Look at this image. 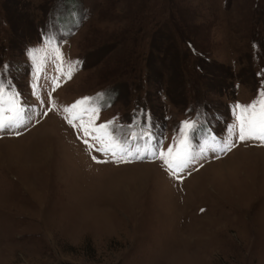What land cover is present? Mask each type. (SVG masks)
Masks as SVG:
<instances>
[{
	"label": "rangeland",
	"instance_id": "1",
	"mask_svg": "<svg viewBox=\"0 0 264 264\" xmlns=\"http://www.w3.org/2000/svg\"><path fill=\"white\" fill-rule=\"evenodd\" d=\"M0 82L29 118L0 133V264H264V146L220 151L264 92V0H0ZM98 96L86 136L63 109ZM180 140L170 175L154 152Z\"/></svg>",
	"mask_w": 264,
	"mask_h": 264
},
{
	"label": "snow or ice",
	"instance_id": "2",
	"mask_svg": "<svg viewBox=\"0 0 264 264\" xmlns=\"http://www.w3.org/2000/svg\"><path fill=\"white\" fill-rule=\"evenodd\" d=\"M31 55V53H30ZM57 59L62 60V56L58 53ZM78 63V62H77ZM7 65L4 66V69L7 70ZM75 65L69 63L68 65V78H71V73L74 70ZM58 78H56L54 83V88L58 87ZM33 94L35 95V89H33ZM102 97H97L95 100L93 98H83L80 101H77L75 104L65 107L63 111L65 113H71L74 109L81 105H87L84 108L85 112L91 111L95 118H98V113L102 105L99 104V101ZM27 109L24 107L22 102L19 99V93L15 92L12 89L10 83L0 82V133L7 134L11 132L13 135L19 136V131H14L26 127L28 123V117L26 115ZM47 115V113H44ZM233 114L235 116L236 122L228 129V137L222 142L220 151L227 152L231 150L234 146L232 143V137L234 136L238 141L245 142L248 140H256L260 142L261 146H264V92L259 94V98L256 101H253L249 105L236 104L233 106ZM68 123L72 127L77 125L73 123L75 119H80V127L83 129L86 136L91 135L88 130V127L85 126L82 117L71 116L65 117ZM89 124L92 125L91 132L97 133V135L92 136V139L100 145V148L97 150L103 151L105 154L111 152L112 157L114 158L113 162L115 163H130L131 160L128 157L134 159L143 160L144 155L140 153V150L137 149L134 153L131 146L126 147L128 143L127 138L117 137L114 132H106L102 137L100 135L101 130H107L109 125L112 124L111 121L106 124L95 125L94 121H89ZM190 129L195 130L193 122L185 121L182 124L181 135H184V130ZM119 131V130H116ZM132 135L133 139H136L134 134ZM87 144V141H85ZM183 143V140L176 141L174 145L169 146L167 151H161L157 148L154 152V158L162 161L163 166L166 170L169 171L170 175H176L179 172L184 171L188 168L193 161L195 156L191 153L189 149H184L181 151L179 145ZM89 148L92 145H88ZM174 148L176 149L174 152ZM93 160H96L95 157H92ZM97 163L106 162L96 160Z\"/></svg>",
	"mask_w": 264,
	"mask_h": 264
},
{
	"label": "bare ground",
	"instance_id": "3",
	"mask_svg": "<svg viewBox=\"0 0 264 264\" xmlns=\"http://www.w3.org/2000/svg\"><path fill=\"white\" fill-rule=\"evenodd\" d=\"M46 139H47V138H45V140H46ZM49 141H50V139L48 138L47 141H45V142L43 143V144L45 145V147H47V148H48L49 145H50V144H49ZM247 189H248V188H247ZM246 191H247V190H246Z\"/></svg>",
	"mask_w": 264,
	"mask_h": 264
}]
</instances>
